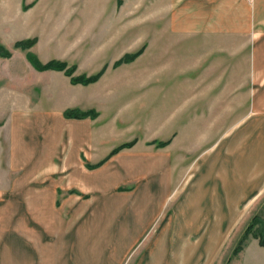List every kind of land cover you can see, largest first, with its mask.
Wrapping results in <instances>:
<instances>
[{
    "label": "crops",
    "instance_id": "0c3cea01",
    "mask_svg": "<svg viewBox=\"0 0 264 264\" xmlns=\"http://www.w3.org/2000/svg\"><path fill=\"white\" fill-rule=\"evenodd\" d=\"M173 1L170 27L178 38L219 40L253 31L252 93L244 101L249 110L238 126L195 148H182L175 134L154 127L109 156L127 142L110 122L96 126V118H68L65 108L57 116L41 111L19 122L9 114L2 125L0 104V264H126L173 195V212L137 264H219L240 220L264 192V129L258 138L255 126L258 120L264 126V37L255 30L264 19V0ZM220 69L216 63L209 71ZM228 99L203 101L216 106L202 110L241 103L239 95ZM184 104V112L198 109L190 95ZM50 120L57 122V134L50 133ZM160 141L168 144L160 147ZM193 151L183 180L174 184L177 153ZM66 176L68 189L80 197L70 208L56 204ZM65 215L71 218L60 219ZM247 252L264 253L260 239L248 240L232 264Z\"/></svg>",
    "mask_w": 264,
    "mask_h": 264
},
{
    "label": "rangeland",
    "instance_id": "374dc122",
    "mask_svg": "<svg viewBox=\"0 0 264 264\" xmlns=\"http://www.w3.org/2000/svg\"><path fill=\"white\" fill-rule=\"evenodd\" d=\"M172 1L0 0V50L12 52L10 57L0 56L1 124L9 114H15L19 122L41 111L57 116L65 108L79 112L94 109L99 113L95 125L112 123L110 129L123 141L139 138L146 130L158 127L154 132L175 134L182 148L212 142L237 125L239 116L250 106L244 101L252 93L248 85L253 78V31L226 34L219 40L178 38L171 34ZM256 29L264 37V19L256 24ZM29 40H34L29 48L14 47L16 42ZM141 48L143 52L134 61L113 66L125 54ZM28 52L42 63L58 60L67 62L69 67L75 65V76H90L103 68L105 71L94 83L72 84L64 71L37 70L28 60ZM216 63L220 71H209L211 64ZM216 81H220L218 86ZM186 82L201 85L185 87ZM189 95L196 101L193 106L198 107L192 113L184 112V100ZM238 95L240 104H218L214 112L202 110L216 106L202 105L203 101L214 102L218 96L229 100ZM262 122L258 120L255 125L258 138L262 137ZM48 129L57 134V122L50 120ZM154 135L151 132L148 136ZM196 154L177 153L174 184L183 180ZM68 179L66 176L63 189L57 193L56 204L60 207H73L80 200L77 193L68 189L72 187ZM70 194L76 197L71 199ZM177 200L173 195L168 201L126 264L130 259L129 264L138 263ZM68 211L65 209L64 213ZM244 237V246L253 237L264 238V192L240 220L219 264H228L233 249ZM237 264H264V253L247 252Z\"/></svg>",
    "mask_w": 264,
    "mask_h": 264
},
{
    "label": "trees",
    "instance_id": "16d2710c",
    "mask_svg": "<svg viewBox=\"0 0 264 264\" xmlns=\"http://www.w3.org/2000/svg\"><path fill=\"white\" fill-rule=\"evenodd\" d=\"M34 44V40L29 41H22V42H16L14 44V47H21L23 49L29 48ZM143 52V48L140 50L133 52V53H127L124 56H122L120 59L116 60L113 64L114 67H117L123 63H128L134 61L141 53ZM12 55V52L7 49L0 50V56L1 57H10ZM28 60L32 63V65L39 71H46V70H57V71H64V73L68 76H70V81L72 84H83L88 85L90 83H94L100 79L102 74L105 71V68H103L101 71H99L96 74L90 75V76H75L74 72L76 70V66H68L67 62L65 61H58V60H50L46 63L40 62L37 57L31 53H27ZM98 112L94 109H89L87 111L79 112L77 109L74 108H67L64 111V115L68 118H86V117H92L96 118L98 116ZM135 144V141L125 142L114 148L109 156H112L119 151H121L124 148L132 147ZM168 144V141H160L158 142V146H165ZM103 163V161L97 163L96 165H89L90 168H95L100 166ZM247 235V234H246ZM245 235V236H246ZM258 237V236H256ZM244 241L245 237L241 239L239 244L233 249L232 256L228 259V264L232 261L233 257L236 256L243 248H244ZM260 244L264 246V238L260 237Z\"/></svg>",
    "mask_w": 264,
    "mask_h": 264
}]
</instances>
